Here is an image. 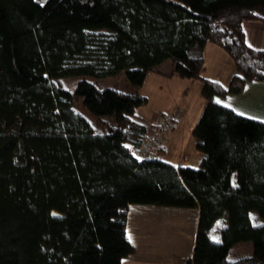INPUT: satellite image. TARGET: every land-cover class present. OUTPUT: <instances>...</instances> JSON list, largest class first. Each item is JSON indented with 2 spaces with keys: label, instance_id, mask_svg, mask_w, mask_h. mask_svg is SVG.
Returning <instances> with one entry per match:
<instances>
[{
  "label": "trees",
  "instance_id": "obj_1",
  "mask_svg": "<svg viewBox=\"0 0 264 264\" xmlns=\"http://www.w3.org/2000/svg\"><path fill=\"white\" fill-rule=\"evenodd\" d=\"M248 21L264 22V0H0V264H121L131 204L199 209L185 264H264V121L220 102L264 83ZM209 44L234 63L227 87L200 74ZM166 60L202 84L196 168L132 153L147 97L98 84L123 71L140 87ZM244 242L252 254L230 260Z\"/></svg>",
  "mask_w": 264,
  "mask_h": 264
},
{
  "label": "crops",
  "instance_id": "obj_2",
  "mask_svg": "<svg viewBox=\"0 0 264 264\" xmlns=\"http://www.w3.org/2000/svg\"><path fill=\"white\" fill-rule=\"evenodd\" d=\"M244 29L246 41L250 46L264 48V22L248 21L245 23ZM169 62L166 60L159 64L155 70L148 72L140 87L134 88L133 91H138L146 96V103L151 100L152 96L157 95L161 98V102L166 103L172 100V103L170 102L169 107L161 106L162 110L166 112L152 110L150 114L147 113L146 116L141 114L142 116L138 117L151 127L148 138L154 131L158 113L175 114V120L168 132L170 134L167 135L166 144H163L161 152L164 154L161 159L173 166L196 167L199 165L201 155L196 146L195 149L193 146L191 147L194 144L192 130L206 104L200 94L202 84L199 79L190 76L181 65ZM235 71L234 63L224 49L212 44L204 48L201 76L219 81L224 87H227ZM249 82H246L240 94H229L223 100L240 98L249 93L254 94L251 97V102L264 107L263 85L251 83L256 81ZM175 93L178 98H185V101L190 96V100L186 102L188 104L182 103L181 100L177 102L173 97ZM179 103L184 104V109L180 110L177 107ZM222 104L228 106L225 102ZM249 117L252 118L251 115ZM257 120L264 121V113ZM175 148L178 150L176 156L178 159L168 156V153L173 152ZM187 149L193 153L192 156L182 153ZM179 155H181L180 158ZM198 219V208L131 204L127 215L126 233L127 237L129 235L132 237L131 243L134 246V252L121 264H185L193 255ZM222 225L223 218L215 221L211 234L213 239L218 238V229ZM238 246L242 255L252 254L251 243H239Z\"/></svg>",
  "mask_w": 264,
  "mask_h": 264
},
{
  "label": "rangeland",
  "instance_id": "obj_3",
  "mask_svg": "<svg viewBox=\"0 0 264 264\" xmlns=\"http://www.w3.org/2000/svg\"><path fill=\"white\" fill-rule=\"evenodd\" d=\"M39 1L40 2H44L45 0H39ZM157 67H159V66H157ZM86 78L88 80H90V81H94L95 80V78H92V77H86ZM73 80H75V78H72V79L68 80V82L70 84L67 82V86H69L70 89L73 88ZM248 83H250V82H248ZM251 83H258L259 85H263V87H264V83H261V82H251ZM98 84H100L101 86H107V87L115 88V89H117V90H119L121 92H124V93H126V92H130V93L134 92L133 91L134 86H132L128 82V80H127V78H126V76H125V74H124L123 71L122 72H119V73H117L115 75H112V76H108V77H105V78H102V79H98ZM253 96H254V94H249L248 93L247 95L246 94L245 95H242L240 98H232V99L227 98L225 100L220 99V102L221 103H224L225 102L230 107H233L234 106L233 108L236 109L235 111L238 112V113H240V114H244V115H248V116L251 115L252 118L258 119V118L261 117L262 113H264V107H262L259 103H256V104H259L260 106L259 105H255V103L251 102L250 100H251V97H253ZM173 97L175 98V100H177V102L181 100V102L182 103L185 102V104H186V102H188L190 100V96H188V98H186V101H185V98H181V97L178 98V95H176V93L173 95ZM169 101L172 103V100H169ZM170 102L163 103V102H161V98L158 95L157 96H154V97L152 96L151 100L148 103H146L145 105L139 107L136 110V114L138 116H142L141 114H143V115L146 116V115H148L147 113L150 114L152 112V110H161V111H164V110H162V107L161 106L169 107L170 106L169 105ZM182 103L181 104L179 103V105L177 106L180 110L184 109V107H183L184 104L182 105ZM73 107H74V110L76 112H79L82 115L86 116V118L89 120V122L94 127V129L96 130V132L102 133V132L105 131L104 127L97 121V119H95L94 117H92L81 106L80 99H76L74 101ZM140 109H142V110H140ZM240 110H242V111H240ZM164 112H166V111H164ZM158 114L161 115L160 113H158ZM165 114H167V113H165ZM159 115L157 116V118L159 117ZM200 116H201V113H200L199 117ZM199 117H198V119H199ZM109 119H111V118H109ZM154 127H155V125H154ZM154 130H155V128H154ZM168 134H170V133H168ZM166 138H167V136H166ZM165 142H164V144H166ZM192 146L195 149V140H194V144L191 145V147ZM182 153H184L186 155L188 154L190 156L193 155V153L190 150H188V149L187 150H183ZM163 154H164V152H158V150H157L149 158H152L154 156H157L158 158L161 159V157L163 156ZM177 155H178V150L176 148L174 149L173 152L168 153V156L170 158H173V159H178L176 157ZM180 157H181V155H179V158ZM196 167H198V165ZM196 167H193V168H196ZM253 218H258L257 214L254 213V217ZM240 256H242V253H241V250H240V248H239V246L237 244L236 246H234L231 249L230 254H229V259L230 260H233V259H235L237 257H240Z\"/></svg>",
  "mask_w": 264,
  "mask_h": 264
},
{
  "label": "built area",
  "instance_id": "obj_4",
  "mask_svg": "<svg viewBox=\"0 0 264 264\" xmlns=\"http://www.w3.org/2000/svg\"><path fill=\"white\" fill-rule=\"evenodd\" d=\"M175 114H161L156 119L154 132L144 141L141 148H132L131 152L140 158H149L166 141V136L175 120Z\"/></svg>",
  "mask_w": 264,
  "mask_h": 264
},
{
  "label": "water",
  "instance_id": "obj_5",
  "mask_svg": "<svg viewBox=\"0 0 264 264\" xmlns=\"http://www.w3.org/2000/svg\"><path fill=\"white\" fill-rule=\"evenodd\" d=\"M52 215H53V216H60L59 214H57V213H55V212H53Z\"/></svg>",
  "mask_w": 264,
  "mask_h": 264
},
{
  "label": "snow or ice",
  "instance_id": "obj_6",
  "mask_svg": "<svg viewBox=\"0 0 264 264\" xmlns=\"http://www.w3.org/2000/svg\"><path fill=\"white\" fill-rule=\"evenodd\" d=\"M128 239H129V242H131V241H132V237H131L130 235H129Z\"/></svg>",
  "mask_w": 264,
  "mask_h": 264
}]
</instances>
